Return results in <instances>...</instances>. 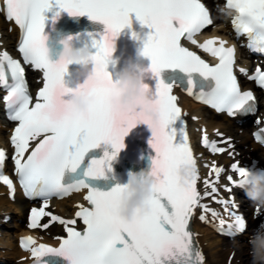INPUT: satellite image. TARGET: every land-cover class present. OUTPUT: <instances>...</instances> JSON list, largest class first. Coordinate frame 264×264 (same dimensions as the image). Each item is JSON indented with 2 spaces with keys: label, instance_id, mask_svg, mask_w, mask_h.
<instances>
[{
  "label": "snow or ice",
  "instance_id": "obj_1",
  "mask_svg": "<svg viewBox=\"0 0 264 264\" xmlns=\"http://www.w3.org/2000/svg\"><path fill=\"white\" fill-rule=\"evenodd\" d=\"M53 7L59 9L56 18L67 11L72 16L87 15L106 25V32L100 39L93 40V47L97 49L93 57L97 65L96 78L76 88L66 86L67 64H54L47 56L46 13ZM222 11L236 13L232 24L237 35L247 37L250 50L264 54V0H226ZM6 13L7 19L14 21L22 31L18 51L23 64L7 51L0 53V88L7 92L3 101L9 118L18 122L11 136L15 150L12 159L26 194L43 198L40 208L31 209L29 227L47 229L58 222L67 233L66 238L58 237L62 241L58 248L45 244L33 247L36 240L24 238L21 246L31 251L36 264H41V258L50 253L65 257L70 264H206L190 221L197 208L202 210L201 221L207 222V213L213 218L220 216L204 202L207 198L222 204L233 217L232 223L219 219L221 231L226 224L230 234L245 231V218L232 210L235 202L217 199L218 185L226 169L214 162L208 177L201 181L186 122L182 121L179 130L171 127L183 117L178 97L173 94L174 85L162 79L157 85L154 96L161 112L158 125H152L142 113L118 111L111 103L114 81L107 65L115 50V39L123 29L131 27V14L134 13L142 25L154 30L144 43V55L150 58L149 70L156 77L164 69L211 77L215 86L208 84L210 91L195 93L199 101L230 116L255 111L256 97L252 91H241L234 73L235 47H226L227 41L219 38L203 43L196 39L202 30L213 24L201 0H6ZM185 40L218 58L219 62L207 63L184 46L182 41ZM24 64L43 73V87L35 101L29 92ZM239 71L247 75L246 69ZM249 79L264 88V69L258 66ZM188 83L192 86L186 91L192 95L195 85L191 79ZM77 93H91L97 98L89 114L80 119L68 111L70 97ZM140 123L148 124L153 132L150 143L157 154L152 166L158 179L157 196L151 201L150 214L138 217L134 223H124L112 214L122 185L101 190L94 182L106 178V173L112 171V162L125 147L124 138ZM178 131L179 143L176 142ZM217 135L222 137L220 133ZM256 139L264 144L261 132L256 133ZM34 141L38 142L33 147ZM202 142L213 154L228 151L219 146L217 140L210 139L206 131ZM102 143L110 144L114 151H106L101 159L89 158L90 150ZM220 143L230 145L231 142L222 139ZM6 159V152L0 149V182L14 191L13 181L2 171ZM189 162L195 169L187 184L181 186L174 172L178 166ZM230 167L239 177L248 170L239 162ZM226 179L236 188H242L233 175H227ZM198 182L202 183L203 191L198 188ZM83 190H87L84 200L90 206L77 204L74 218L66 219L46 211L51 198H64ZM225 190L232 193L233 187ZM161 197L167 198L171 212L161 202ZM256 213H260V208ZM44 217H50V221L41 225ZM78 220L86 226L82 231L75 227ZM262 228L264 226L254 230V234Z\"/></svg>",
  "mask_w": 264,
  "mask_h": 264
},
{
  "label": "bare ground",
  "instance_id": "obj_2",
  "mask_svg": "<svg viewBox=\"0 0 264 264\" xmlns=\"http://www.w3.org/2000/svg\"><path fill=\"white\" fill-rule=\"evenodd\" d=\"M212 4V0H211ZM212 8L215 15V22L210 27L209 31L212 34L219 35L222 31L221 29L227 28V22L223 20L222 15L219 10L212 4ZM7 27L12 28V32L7 31ZM18 34L16 26L7 22L3 16V10H0V51L3 49L11 50L15 43L17 42ZM223 38L227 39L226 36ZM240 55V52L237 53ZM39 74L38 72H33L30 76V83L34 89L41 83L38 82ZM175 92L178 94V101L182 106V114L187 120V132L190 137V141L195 147V153L198 156L199 174L201 176V181L208 177L210 171V165L214 162L218 164H223L226 169V174L231 171L229 165L230 162L240 161L251 163L253 160H258V165H264V148L255 143L252 139V127L250 122H245L242 124L238 119H230L225 114H217L213 110L200 105L193 101L185 94H183L178 88H175ZM1 111V109H0ZM207 132L210 137L216 140H230L229 144H224L228 149L227 152L221 155H212L206 153L200 146L199 141L201 135ZM10 133V127L3 123L0 125V144L7 146L8 138ZM217 133L222 134V137L217 135ZM204 163L209 167H205ZM225 173L221 177L219 182V189L222 195H228L223 184L226 181ZM203 191V185L198 182ZM242 193H246L242 191ZM86 194L83 192L72 194L70 197L63 201L52 200L49 202V207L46 211H51L52 213H63V217L70 219L74 217L75 211L77 209V204L87 205L88 202L84 200ZM241 202H238L240 210L243 215L248 218L249 226L246 231L237 236L236 238L228 241L225 237L218 235L213 227L214 222L217 218H213L209 213H207V222H202L199 216L202 214V210L197 208V215L194 218L193 225L196 231V240L199 244V249L205 255L206 264H240L246 259L252 264L251 256V244L250 238L254 235V230L260 225L257 222V215L263 213L264 208H260V213H256L257 206L251 201L247 195ZM206 201L213 202L212 198H207ZM31 203L24 199L20 193L16 194L14 197L8 195L7 188L0 182V213L4 209H11L17 212L19 215V221H16L15 227L17 228L16 237L19 238L25 232H34L37 240L53 241L61 234H64V228L59 223H52L47 229L42 227L37 229H32L29 227L28 215L30 213ZM50 217H44L41 220V225L44 223H49ZM78 223H81L78 220ZM10 253L14 254L15 258L19 261H25L29 258V254L22 251L18 242L11 245Z\"/></svg>",
  "mask_w": 264,
  "mask_h": 264
},
{
  "label": "clouds",
  "instance_id": "obj_3",
  "mask_svg": "<svg viewBox=\"0 0 264 264\" xmlns=\"http://www.w3.org/2000/svg\"><path fill=\"white\" fill-rule=\"evenodd\" d=\"M47 56L50 62L67 64V74L70 65H78L76 76L83 77L88 83L96 78V62L93 59L95 52L85 44L83 47H76L74 40L77 37L66 36L60 43L63 45L59 52V59H53L54 53L48 46L50 39L46 35ZM119 37V36H118ZM117 37V38H118ZM115 51V50H114ZM113 51V53H114ZM113 53L107 65H118V61L113 59ZM139 58H148L144 55V47L137 49ZM149 68L134 63L131 59L127 66L118 71V79L114 80V94L111 103L118 111L125 113H142L152 125H158L161 120V112L156 104L155 96L146 87L145 80ZM96 96L91 93H77L70 97L68 105L69 113L76 119L86 117L96 104ZM137 126V125H136ZM135 126V127H136ZM195 169L192 163H184L175 169V176L181 186L188 182L190 173ZM239 182L245 190L248 198L254 202L257 208H264V170H247L243 177H239ZM158 179L150 170H140L138 172L129 171L128 181L122 185L116 206L112 209V214L124 223H134L138 217L148 215L152 211L151 201L157 196ZM252 264H264V230H258L250 238Z\"/></svg>",
  "mask_w": 264,
  "mask_h": 264
},
{
  "label": "rangeland",
  "instance_id": "obj_4",
  "mask_svg": "<svg viewBox=\"0 0 264 264\" xmlns=\"http://www.w3.org/2000/svg\"><path fill=\"white\" fill-rule=\"evenodd\" d=\"M7 31L12 32L7 27ZM2 117L0 116V125H3ZM19 214L11 209H4L0 213V264H21L14 254L10 253L11 245L15 244L18 240L16 237L17 228L15 227L16 221H19ZM8 218V219H7ZM204 222V221H202ZM230 241V239H227ZM240 264H251L249 260L244 257V261Z\"/></svg>",
  "mask_w": 264,
  "mask_h": 264
}]
</instances>
